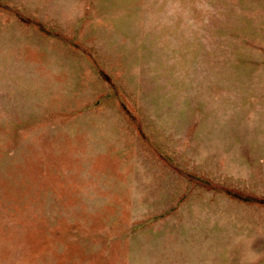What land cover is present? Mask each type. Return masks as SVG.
<instances>
[{"label":"rangeland","instance_id":"1","mask_svg":"<svg viewBox=\"0 0 264 264\" xmlns=\"http://www.w3.org/2000/svg\"><path fill=\"white\" fill-rule=\"evenodd\" d=\"M0 264H264V0H0Z\"/></svg>","mask_w":264,"mask_h":264}]
</instances>
